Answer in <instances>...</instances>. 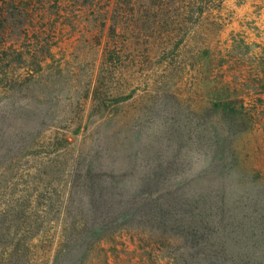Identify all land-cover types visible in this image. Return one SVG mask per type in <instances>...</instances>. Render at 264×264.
Instances as JSON below:
<instances>
[{"label":"rangeland","instance_id":"obj_1","mask_svg":"<svg viewBox=\"0 0 264 264\" xmlns=\"http://www.w3.org/2000/svg\"><path fill=\"white\" fill-rule=\"evenodd\" d=\"M16 1L29 18L8 16L5 59L14 46L37 65L4 60L18 79L0 83L1 242L32 254L89 230L82 246L105 252L86 264H177L197 251L144 207L207 183L227 209L195 257L264 264L259 0ZM102 24L123 41L110 90Z\"/></svg>","mask_w":264,"mask_h":264},{"label":"trees","instance_id":"obj_2","mask_svg":"<svg viewBox=\"0 0 264 264\" xmlns=\"http://www.w3.org/2000/svg\"><path fill=\"white\" fill-rule=\"evenodd\" d=\"M19 17L22 15L25 16L26 19L29 18L28 10H21L18 6V2L16 0H0V83L1 84H12L18 78L13 74L11 76L3 73L4 60L6 54L5 50V34H6V21L8 20V16ZM29 23V21H28ZM26 25V23L21 24V26ZM30 26V23L28 24ZM27 25V26H28ZM103 32L106 34L99 37H106V39L110 40L111 44H107L103 52V60L101 62V72L104 71V77L102 75L99 76V81L101 80L102 86L108 89L109 85L106 82L112 81V71H114L117 67L121 66V60L119 57L120 49L118 48L117 41L120 39L122 41V37L118 32L116 26L110 25L108 26V31L105 28V24L103 25ZM13 52L11 55V60H9L8 67H15L25 63V65H29L30 67H34L35 59L33 55L23 61V55L19 53L14 46H12ZM17 68V67H16ZM35 72H37L35 70ZM16 75V74H15ZM34 76V75H33ZM109 78V79H108ZM108 79V80H107ZM104 80V82H102ZM97 91H95L96 96ZM225 107V108H224ZM224 109H229V105L223 103ZM223 109V112L225 111ZM239 115L244 118V113L242 111L239 112ZM208 184H200L196 188V194L193 196H183L184 198H178L173 200H166L163 197H157L156 204L153 205L148 203L144 207L146 208V212L143 214L151 215V219L159 218L165 221L164 228L167 230H175L177 235L181 233L182 238L186 239V243L181 245L185 249L192 251L194 249L197 251L195 254H198V249L201 248L202 252L208 254L205 251L204 247L200 245L209 239L211 235L216 234L217 229L221 228V223L223 221L224 210L227 209L226 200L222 194H214L215 196H211V193L206 191L208 190ZM103 192H101L102 195ZM153 208L154 210H150ZM156 221V220H155ZM262 230H258L261 239H264V217L262 218ZM253 224L256 225V222L253 221ZM89 231V230H88ZM88 231H85L83 235H79L75 238V241H67L63 244L53 245V242L47 247L42 249L41 246L37 247L33 250L32 254L29 249L23 247L20 242L22 240H15V244L8 245L7 243L1 242L0 239V264H86V262L93 263V258L99 253L97 259H101V253L105 252V249L100 246L99 243L94 242V244H90L87 247H83L84 240L88 236ZM102 235H106L107 232L101 231L99 232ZM2 231H0V238L2 237ZM103 241V240H102ZM96 243V246H95ZM8 245V246H7ZM55 246V247H54ZM199 247V248H198ZM194 253H186L181 256V262L177 264H213L210 261H198L197 257H195ZM187 256V257H186ZM192 260H191V257ZM184 258V259H183ZM207 258H210L208 256ZM105 264V261H104Z\"/></svg>","mask_w":264,"mask_h":264},{"label":"built area","instance_id":"obj_3","mask_svg":"<svg viewBox=\"0 0 264 264\" xmlns=\"http://www.w3.org/2000/svg\"><path fill=\"white\" fill-rule=\"evenodd\" d=\"M260 7L264 9V0H259Z\"/></svg>","mask_w":264,"mask_h":264}]
</instances>
